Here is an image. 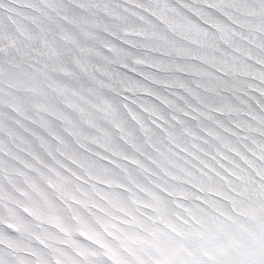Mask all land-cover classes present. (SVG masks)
<instances>
[{"label":"snow or ice","instance_id":"6c2138e0","mask_svg":"<svg viewBox=\"0 0 264 264\" xmlns=\"http://www.w3.org/2000/svg\"><path fill=\"white\" fill-rule=\"evenodd\" d=\"M0 264H264V0H0Z\"/></svg>","mask_w":264,"mask_h":264}]
</instances>
